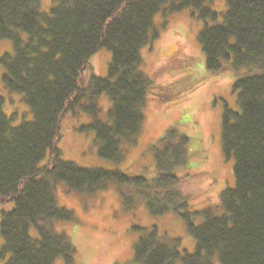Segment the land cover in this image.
<instances>
[{
  "label": "trees",
  "instance_id": "1",
  "mask_svg": "<svg viewBox=\"0 0 264 264\" xmlns=\"http://www.w3.org/2000/svg\"><path fill=\"white\" fill-rule=\"evenodd\" d=\"M210 1L54 0L47 12L41 0H0V39L14 45V52L2 57L4 85L22 93L33 112L32 119L14 125L0 95V204L14 202L0 222L3 264H55L60 257L78 264L75 243L55 226L56 220L74 218L58 203V183L66 192L82 194L121 184L126 206L143 201L153 215L177 212L196 240L194 252L181 251L179 239H167L156 226H136L134 259L117 264H264V0H226L223 12L212 9ZM185 8L204 20L198 38L207 68L221 70L229 61L243 70L234 83L239 110L226 106L222 116V144L235 159V183L221 191L219 214L192 210L178 189L180 177L173 171L186 164L189 137L175 128L151 145L157 169L152 177L84 167L63 159L58 146L63 118L81 107L96 115L88 127L96 131L100 155L123 159V143L135 142L144 119L146 95L170 99L180 93L173 86L189 77L168 88L157 84L142 69L141 55L159 36L156 14ZM103 47L112 51L108 74L91 73L85 80L90 57ZM102 93L112 100L110 122L98 118L96 98ZM196 217H201L198 224Z\"/></svg>",
  "mask_w": 264,
  "mask_h": 264
},
{
  "label": "rangeland",
  "instance_id": "2",
  "mask_svg": "<svg viewBox=\"0 0 264 264\" xmlns=\"http://www.w3.org/2000/svg\"><path fill=\"white\" fill-rule=\"evenodd\" d=\"M54 0H41L43 10L49 12ZM208 5L223 12L227 8L226 0H213ZM154 24L159 36L141 50L142 69L153 77L157 84L168 85L189 77L171 89L178 95L170 99H161L149 92L142 106L144 119L133 143L124 142V156L119 162L102 157L96 131L88 127L95 119L93 113L78 107L69 111L62 121V136L58 146L62 158L84 167H103L121 169L131 175L144 174L155 176L157 169L151 145L157 142L167 129L175 128L189 137L186 164L174 169L180 177L178 189L188 198L192 210L213 209L222 213L220 193L235 183L234 157H228L222 144V116L228 106L239 110L238 89L234 83L243 70L229 66L223 61V69L213 71L207 68L205 54L199 42V32L204 20L192 12L191 8L164 15L158 12ZM27 38L25 32L22 33ZM14 52L11 39H0V95L5 96L4 109L13 115L12 123L20 124L33 118V112L23 100V94L10 91L4 85L3 74L6 66L2 57ZM112 59V51L103 47L89 60L84 71L85 80L91 73L106 76ZM197 80H199L197 82ZM98 118L110 122L109 109L112 100L107 93L97 98ZM48 155L40 162L43 166ZM126 189L121 184L112 183L92 194L74 191L66 192L64 184L56 186L59 205L73 211L72 221L56 220L59 231L66 232L77 247L75 260L78 264H117L134 259V247L139 238L136 226L150 229L158 228L160 235L167 239L178 240L181 251L194 252L196 240L188 231L182 216L177 212L153 215L143 201L126 206L120 193ZM14 202L0 204V222L3 210H10ZM201 217L195 218V223ZM32 236H38L35 227L30 229ZM0 233V247L3 244ZM5 262L0 258V264ZM55 264H65L63 258ZM179 264H182L181 262Z\"/></svg>",
  "mask_w": 264,
  "mask_h": 264
}]
</instances>
